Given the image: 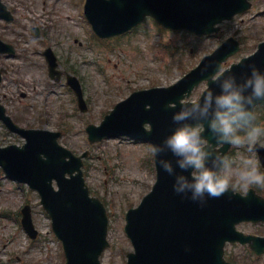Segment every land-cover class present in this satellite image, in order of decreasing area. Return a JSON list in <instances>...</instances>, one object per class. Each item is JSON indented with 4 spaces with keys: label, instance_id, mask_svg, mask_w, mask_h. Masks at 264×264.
Returning a JSON list of instances; mask_svg holds the SVG:
<instances>
[{
    "label": "rangeland",
    "instance_id": "374dc122",
    "mask_svg": "<svg viewBox=\"0 0 264 264\" xmlns=\"http://www.w3.org/2000/svg\"><path fill=\"white\" fill-rule=\"evenodd\" d=\"M85 1L4 0L14 11L15 21L0 20V38L13 44L17 53L15 57L0 55V68L8 71L0 85V95L21 126L61 132L62 146L76 155L89 153L83 166L86 183L91 194L103 201L109 216L111 247L102 261L126 264L127 254L133 249L124 231L125 216L140 204L156 181L154 154L150 144L128 138L91 144L86 127L100 125L105 115L134 91L174 84L229 37L241 42L242 51L230 58L222 70L251 55L264 41V0H250L251 10L224 22L220 32L210 37L167 31L149 18L131 34L111 40L96 38L84 15ZM34 27L41 28L40 38L32 36ZM49 47L64 73L60 82L48 75L43 52ZM65 74L80 81L86 112L80 110ZM205 85L196 88L189 100H198ZM23 143L21 137L0 122V145ZM238 147L231 156L242 154ZM24 205L32 208L33 222L39 231L35 240L21 225ZM239 229L264 236L261 224L245 223ZM226 251L242 264H264V257H256L248 246L228 245ZM0 260V264L65 261L62 245L52 231L38 194L8 179L1 169Z\"/></svg>",
    "mask_w": 264,
    "mask_h": 264
},
{
    "label": "water",
    "instance_id": "95a60500",
    "mask_svg": "<svg viewBox=\"0 0 264 264\" xmlns=\"http://www.w3.org/2000/svg\"><path fill=\"white\" fill-rule=\"evenodd\" d=\"M250 8L247 0H88L86 13L94 30L103 37L123 34L147 16L154 17L166 28L212 34L218 32L217 24ZM0 18L13 20L1 0ZM239 51V42L230 38L175 86L133 94L117 105L100 127H88L90 140L126 135L152 144L161 143L175 127L172 114L183 105L181 101L203 80L209 81V89L219 92L218 79L215 81L213 77L221 70L222 63ZM0 53L14 54V50L0 42ZM49 55L54 72L55 58ZM252 64L264 71V43L256 55L233 65L219 78L233 74L238 81L243 80L250 74ZM74 83L71 84L79 90L78 83ZM79 97L83 106L82 95ZM260 103L264 101L255 105ZM0 119L27 139L23 148H0V166L8 176L40 193L42 204L53 220L54 231L63 241L66 264H100L99 257L108 247V218L100 200L89 196L81 158L58 144L59 133L17 128L1 105ZM204 123L202 134L214 149L219 144L208 131L207 122ZM146 124L150 130L145 128ZM229 148L230 144L225 143L221 152L227 153ZM160 155L175 164L171 152ZM156 168L158 181L153 191L139 208L127 215L126 232L136 250L129 255V264H231L224 260V246L226 242L237 241L251 242L258 254L264 253V239L245 236L236 229L243 221L264 222L263 199L252 192L242 196L230 190L219 197H209L201 206L175 193L174 177L157 162ZM177 171L181 170L177 167ZM53 180L58 183V191L53 187ZM23 222L32 232L29 207L24 209Z\"/></svg>",
    "mask_w": 264,
    "mask_h": 264
},
{
    "label": "clouds",
    "instance_id": "9594fccd",
    "mask_svg": "<svg viewBox=\"0 0 264 264\" xmlns=\"http://www.w3.org/2000/svg\"><path fill=\"white\" fill-rule=\"evenodd\" d=\"M249 69L243 80L225 75L218 78L219 92L208 89L202 99L181 105L172 114L173 131L161 143L150 146L160 168L174 177V192L201 206L209 197H219L234 188L246 192L252 185L264 186V171L258 160L243 153L236 157L214 151L202 134L206 121L216 143L254 151L264 137V126L255 123L253 111L257 102L264 101V71L254 64ZM167 152L175 157V164L160 155Z\"/></svg>",
    "mask_w": 264,
    "mask_h": 264
}]
</instances>
